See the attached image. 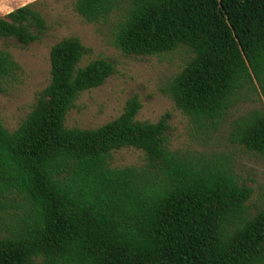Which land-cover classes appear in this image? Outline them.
Masks as SVG:
<instances>
[{
    "label": "trees",
    "instance_id": "1",
    "mask_svg": "<svg viewBox=\"0 0 264 264\" xmlns=\"http://www.w3.org/2000/svg\"><path fill=\"white\" fill-rule=\"evenodd\" d=\"M87 22L122 11L114 40L124 53L194 55L171 80L176 108L204 122L243 90L264 94V0H75ZM47 30L37 0L0 15V37L27 46ZM65 37L50 49L48 85L18 127L0 117V264H264V209L250 215L252 189L222 160L200 161L170 148V114L123 112L97 128H67L79 94L114 71ZM20 65L0 49V79ZM230 140L264 154V105L237 120ZM133 147L144 166L112 167V152ZM6 218L10 223H6Z\"/></svg>",
    "mask_w": 264,
    "mask_h": 264
},
{
    "label": "rangeland",
    "instance_id": "2",
    "mask_svg": "<svg viewBox=\"0 0 264 264\" xmlns=\"http://www.w3.org/2000/svg\"><path fill=\"white\" fill-rule=\"evenodd\" d=\"M35 0H0V15ZM75 0H37L46 19L47 30L37 41L23 46L13 38L0 37V49L10 52L20 65L13 76L0 79V117L12 131L30 112L38 93L50 82V49L65 37H78L88 49L80 66L103 58L114 65L113 73L98 87L81 92L65 119L67 128H97L118 117L127 101L137 96L142 104L136 118L156 122L169 113L167 136L170 148L181 156L200 161L222 160L240 183L251 187L246 201L250 215L264 209V154L233 143L234 124L252 109L264 105V94L257 88L243 90L221 117L201 122L176 108L168 94L173 77L194 53L187 47L159 55L124 53L114 44L121 12L107 20L87 22L74 9ZM143 151L133 147L112 152L111 166H144ZM6 223L10 219L6 218ZM0 219V236L7 233Z\"/></svg>",
    "mask_w": 264,
    "mask_h": 264
},
{
    "label": "crops",
    "instance_id": "3",
    "mask_svg": "<svg viewBox=\"0 0 264 264\" xmlns=\"http://www.w3.org/2000/svg\"><path fill=\"white\" fill-rule=\"evenodd\" d=\"M9 11H7V13H8Z\"/></svg>",
    "mask_w": 264,
    "mask_h": 264
}]
</instances>
